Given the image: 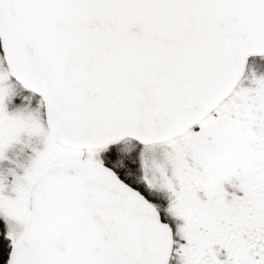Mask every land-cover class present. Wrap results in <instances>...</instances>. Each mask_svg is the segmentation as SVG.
<instances>
[{
    "label": "snow or ice",
    "instance_id": "6c2138e0",
    "mask_svg": "<svg viewBox=\"0 0 264 264\" xmlns=\"http://www.w3.org/2000/svg\"><path fill=\"white\" fill-rule=\"evenodd\" d=\"M0 264H264V0H0Z\"/></svg>",
    "mask_w": 264,
    "mask_h": 264
}]
</instances>
